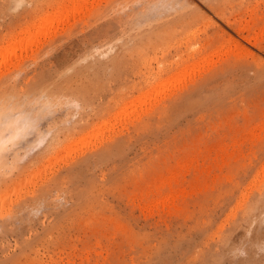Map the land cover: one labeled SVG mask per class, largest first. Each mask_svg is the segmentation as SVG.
Instances as JSON below:
<instances>
[{
    "label": "rangeland",
    "instance_id": "374dc122",
    "mask_svg": "<svg viewBox=\"0 0 264 264\" xmlns=\"http://www.w3.org/2000/svg\"><path fill=\"white\" fill-rule=\"evenodd\" d=\"M70 1L0 0V264H264V0Z\"/></svg>",
    "mask_w": 264,
    "mask_h": 264
},
{
    "label": "bare ground",
    "instance_id": "6f19581e",
    "mask_svg": "<svg viewBox=\"0 0 264 264\" xmlns=\"http://www.w3.org/2000/svg\"><path fill=\"white\" fill-rule=\"evenodd\" d=\"M68 1V0H67ZM78 1V0H77ZM74 2V1H73ZM73 2H69V3H71V8H72V6H73V8H74V6H75V8H80V5L81 4H83L84 5V3L86 2V0H79V2H76V0H75V3H77V4H73ZM65 3H63V6H64V8L66 9V8H68V5L67 4H65ZM92 4V3H91ZM87 5V4H86ZM67 6V7H66ZM70 6V5H69ZM82 6V5H81ZM61 7V6H60ZM83 7V6H82ZM59 8V7H58ZM58 8L56 9V10H58ZM70 8V7H69ZM162 8V7H161ZM53 10V9H52ZM60 10V9H59ZM61 11H63V10H61ZM60 11V12H61ZM67 9H66V13H67ZM79 11V10H78ZM77 11V12H78ZM81 11V10H80ZM52 12V11H51ZM54 12V11H53ZM55 12H57V11H55ZM57 13H59V12H57ZM62 13V12H61ZM61 13H59V14H61ZM71 13V12H70ZM72 13H74L73 12V9H72ZM57 15L56 14V16H60V18L62 19V15ZM65 14V13H64ZM86 14V13H85ZM48 15V14H47ZM46 15V16H47ZM51 15V16H50ZM53 15H55V14H53ZM52 14H49L48 15V17H49V19H48V17H45V19L44 18H42L43 19V22L44 21H47V20H49L48 22L49 23H53L52 21L53 20H55L54 18H52V16H53ZM71 15V14H70ZM139 15H140V13H139ZM64 16V15H63ZM73 16H75L74 14H73ZM50 17L52 18V19H50ZM58 18V17H57ZM59 18V19H60ZM64 18V17H63ZM66 18V17H65ZM164 20V19H163ZM41 21V20H40ZM39 21V22H40ZM38 22V23H39ZM42 22V21H41ZM42 22V23H43ZM37 23V24H38ZM59 23V22H58ZM33 24V23H32ZM44 24H48V23H44ZM56 24H57V22H56ZM61 24H62V22H61ZM42 25V24H41ZM51 24H49L48 26H50ZM31 26V25H30ZM38 26H40V25H37V27ZM44 26V25H43ZM47 26V27H48ZM34 27V26H33ZM41 28H43L42 26H40ZM55 27H57V25L55 26ZM141 27V26H140ZM50 28V27H49ZM54 28V27H53ZM26 29V28H25ZM27 29H28V27H27ZM46 29V28H45ZM38 30V29H37ZM44 29H42V31H43ZM47 31H49L48 29H46ZM23 31V30H22ZM136 31V30H135ZM19 32V31H18ZM38 32V31H37ZM41 32V31H40ZM44 32V31H43ZM46 32V31H45ZM44 32V33H45ZM27 33H28V31H27ZM33 33V32H32ZM36 33V32H35ZM47 33V32H46ZM37 34V33H36ZM42 35H43V33H41ZM31 35V33H29L28 35H27V37L28 36H30ZM39 35V34H38ZM20 36V35H19ZM26 36V35H25ZM32 36H33V34H32ZM37 36V35H36ZM38 37V36H37ZM44 37H45V34H44ZM26 38V37H25ZM24 39V38H23ZM29 39V38H28ZM30 40H32V38L30 39ZM24 41V40H23ZM16 42H19V40L17 41L16 40ZM26 42V41H25ZM29 43H30V41H28ZM11 43V42H10ZM27 43V42H26ZM32 43V42H31ZM30 43V44H31ZM14 44V43H13ZM30 44H27L28 46L30 45ZM34 44V43H33ZM32 44V45H33ZM3 45V44H2ZM15 45V44H14ZM20 45V44H19ZM18 45V46H19ZM35 45V44H34ZM13 45H11V47H12ZM17 46V47H18ZM24 46V45H23ZM10 47V46H9ZM10 47V49H12ZM26 47V46H25ZM5 48V47H4ZM20 50H21V48L20 47H18ZM27 48H29V47H27ZM7 49L9 50V48H8V46H7ZM31 49V48H30ZM2 50H3V48H2ZM14 50H15V47H14ZM19 50V51H20ZM25 51H26V49H24ZM13 50H10V52L8 51L7 52V50H6V52H5V50H4V55H5V53H6V55H7V57H8V55H10V54H8V53H11ZM13 53V52H12ZM19 53H21V52H19ZM3 54H1V55H3ZM4 57V56H3ZM2 56H1V59H0V61L2 62L3 60H4V58H3ZM3 59V60H2ZM5 59H7L6 57H5ZM12 59V58H11ZM10 59V60H11ZM0 62V63H1ZM5 62H6V60H5ZM8 63V62H7ZM11 63V62H10ZM45 95V94H44ZM9 96V95H8ZM28 96V95H27ZM43 96V95H42ZM49 96V95H48ZM47 96V97H48ZM29 97V96H28ZM49 98H50V96H49ZM55 98V97H54ZM12 99V98H11ZM31 100V99H30ZM47 101H48V99H46ZM52 100V99H51ZM24 101V100H23ZM58 101V100H57ZM66 101V100H65ZM29 102V101H28ZM31 102V101H30ZM34 102V101H33ZM36 102V101H35ZM55 102V101H54ZM9 103V102H8ZM12 103V102H11ZM15 103V102H14ZM16 103H17V101H16ZM23 103V102H22ZM22 103H21V106H22ZM39 103H41L42 104V102H40L39 101ZM70 103H72L73 104V102H70ZM6 104V103H5ZM18 104V103H17ZM31 104H32V102H31ZM30 104V105H31ZM34 104V103H33ZM40 104V105H41ZM45 103H43V105H44ZM50 104V103H49ZM49 104H47L48 106H49ZM54 104V103H53ZM78 104V103H77ZM2 105V104H1ZM9 105H10V103H9ZM9 105L8 106H6V107H9ZM12 105V104H11ZM28 105V104H27ZM38 105L39 104H37V106H34L35 108L37 107L38 108ZM19 106V105H18ZM29 106V105H28ZM27 106V107H28ZM45 106H46V104H45ZM51 106V105H50ZM13 107V106H12ZM23 107V106H22ZM41 107V106H40ZM39 107V108H40ZM47 107V106H46ZM45 107V108H46ZM10 109H11V107H9ZM9 108H8V110L7 111H3V110H1L0 111V150H2V151H5V150H3L2 148H7V146L9 145V147L11 146V143H12V145H14V144H16V143H20V140L19 139H24L23 137H24V135L26 136V133L29 131V129L31 128V130L33 129V127L32 126H34L33 125V123H34V119H36L37 118V115L39 116L40 114H42V113H46V111H44V112H39V111H37L38 112V114L37 113H35V114H37L36 115V117L34 118V114H33V112L32 111H30V110H28V111H23V110H21V111H16L15 109H13V110H15V112H13V110H9ZM14 108V107H13ZM16 108V107H15ZM20 108V106L18 107V109ZM31 108V107H30ZM53 108V107H52ZM0 109H3V105L0 107ZM25 109H27V108H25ZM33 109V108H32ZM40 109H42V108H40ZM36 110V109H35ZM44 110V107H43V109H42V111ZM11 111V112H10ZM47 112H48V110H47ZM40 113V114H39ZM50 113V112H49ZM48 114V113H47ZM43 116L45 115V114H42ZM46 116V115H45ZM44 116V117H45ZM48 116V115H47ZM40 117V116H39ZM42 117V116H41ZM41 117H40V119H41ZM38 119V118H37ZM39 119V120H40ZM39 120H35L36 122L38 121L39 122ZM35 127V126H34ZM36 127H37V125H36ZM37 129V128H36ZM35 131V130H34ZM31 132H33V131H31ZM45 132V131H44ZM50 133V132H49ZM29 134H30V132H29ZM50 135V134H49ZM27 136H28V133H27ZM38 140H40L41 141V139H38ZM17 141H19V142H17ZM32 142V141H31ZM29 145V144H28ZM32 145V144H31ZM5 148V149H6ZM2 151H0V152H2ZM11 152H13V151H11ZM16 153V152H15Z\"/></svg>",
    "mask_w": 264,
    "mask_h": 264
}]
</instances>
